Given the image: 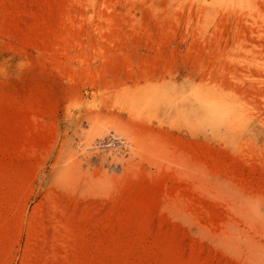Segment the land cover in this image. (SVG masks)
Wrapping results in <instances>:
<instances>
[{
  "label": "rangeland",
  "instance_id": "1",
  "mask_svg": "<svg viewBox=\"0 0 264 264\" xmlns=\"http://www.w3.org/2000/svg\"><path fill=\"white\" fill-rule=\"evenodd\" d=\"M211 1L0 0V264H264V0Z\"/></svg>",
  "mask_w": 264,
  "mask_h": 264
},
{
  "label": "bare ground",
  "instance_id": "2",
  "mask_svg": "<svg viewBox=\"0 0 264 264\" xmlns=\"http://www.w3.org/2000/svg\"><path fill=\"white\" fill-rule=\"evenodd\" d=\"M212 1H213V0H212ZM212 1H211V2H212ZM209 3H210V2H209ZM251 3H252V2H251ZM210 4H211V3H210ZM213 4H214V3H213ZM219 4H220V3H219ZM247 4H248V3H247ZM252 4H253V3H252ZM250 5H251V4H250ZM250 5H249V6H250ZM241 7H242V6H241ZM250 8H251V7H250ZM253 9H254V8H253ZM249 10H250V9H249ZM250 11H251V10H250ZM203 101H204V100H203ZM214 109H215V110H218V106H215Z\"/></svg>",
  "mask_w": 264,
  "mask_h": 264
}]
</instances>
